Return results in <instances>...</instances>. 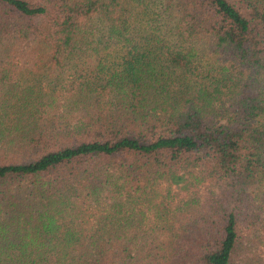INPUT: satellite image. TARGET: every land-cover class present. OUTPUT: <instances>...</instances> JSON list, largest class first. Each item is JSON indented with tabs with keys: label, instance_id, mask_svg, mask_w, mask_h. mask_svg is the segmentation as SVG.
<instances>
[{
	"label": "trees",
	"instance_id": "1",
	"mask_svg": "<svg viewBox=\"0 0 264 264\" xmlns=\"http://www.w3.org/2000/svg\"><path fill=\"white\" fill-rule=\"evenodd\" d=\"M0 264H264V0H0Z\"/></svg>",
	"mask_w": 264,
	"mask_h": 264
}]
</instances>
